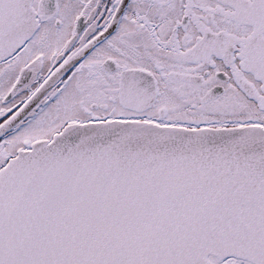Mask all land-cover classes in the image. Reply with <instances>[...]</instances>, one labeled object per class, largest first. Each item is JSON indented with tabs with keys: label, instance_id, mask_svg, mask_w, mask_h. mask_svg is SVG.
Listing matches in <instances>:
<instances>
[{
	"label": "snow or ice",
	"instance_id": "snow-or-ice-1",
	"mask_svg": "<svg viewBox=\"0 0 264 264\" xmlns=\"http://www.w3.org/2000/svg\"><path fill=\"white\" fill-rule=\"evenodd\" d=\"M4 101L0 264H264V0H0Z\"/></svg>",
	"mask_w": 264,
	"mask_h": 264
},
{
	"label": "flooded vegetation",
	"instance_id": "flooded-vegetation-1",
	"mask_svg": "<svg viewBox=\"0 0 264 264\" xmlns=\"http://www.w3.org/2000/svg\"><path fill=\"white\" fill-rule=\"evenodd\" d=\"M7 105H8L7 101L0 102V106L6 107ZM19 107H22V105H19L17 108L13 109V112L18 111ZM9 115H11V114H9ZM26 115H27V112H25L20 118L23 119L24 116H26ZM4 119H5L4 117H0V123H3ZM2 142H3V138H0V143H2Z\"/></svg>",
	"mask_w": 264,
	"mask_h": 264
}]
</instances>
